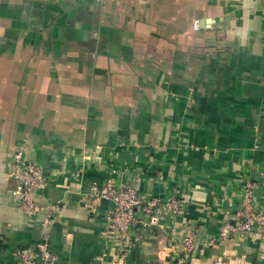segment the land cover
Segmentation results:
<instances>
[{
    "label": "crops",
    "instance_id": "obj_1",
    "mask_svg": "<svg viewBox=\"0 0 264 264\" xmlns=\"http://www.w3.org/2000/svg\"><path fill=\"white\" fill-rule=\"evenodd\" d=\"M18 151L50 177L51 226L11 197ZM112 171L185 203L121 260L111 202L84 199ZM244 180L264 211V0H0V264L40 243L56 264H175L185 223L193 264H264L259 234L210 242Z\"/></svg>",
    "mask_w": 264,
    "mask_h": 264
},
{
    "label": "built area",
    "instance_id": "obj_2",
    "mask_svg": "<svg viewBox=\"0 0 264 264\" xmlns=\"http://www.w3.org/2000/svg\"><path fill=\"white\" fill-rule=\"evenodd\" d=\"M193 26L195 30L199 29L197 20ZM111 174L103 182L92 181L84 194V199L111 202L104 234L107 239L117 242V252L121 260L129 252L130 236L134 229L158 227L165 220L173 225L177 218L184 215L185 203L176 196H169L163 200L146 199L140 196L133 181L127 179L122 183L114 178L116 171H112ZM8 177L13 182L10 194L18 209L28 216L43 213L45 222L49 226L53 225L61 214L59 205L37 202L34 199L35 195L44 191L51 182L42 168L25 162L22 151H18L13 155ZM254 186L252 181H242L237 207L224 211V220L210 242L233 241L235 246H238L249 234H259L264 238V211L256 208ZM204 244H207V241L198 240L194 228L190 223H185L176 244L175 264H193V255L198 246ZM14 258L19 264H56L57 261L45 243L19 248L14 252Z\"/></svg>",
    "mask_w": 264,
    "mask_h": 264
}]
</instances>
